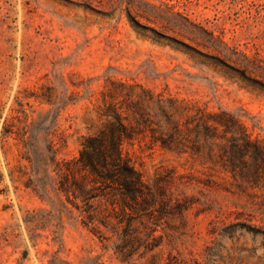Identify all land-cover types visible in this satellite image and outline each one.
Listing matches in <instances>:
<instances>
[{"label":"rangeland","instance_id":"374dc122","mask_svg":"<svg viewBox=\"0 0 264 264\" xmlns=\"http://www.w3.org/2000/svg\"><path fill=\"white\" fill-rule=\"evenodd\" d=\"M118 79L229 109L264 138V0H0V264L152 261L140 252L121 260L77 211L60 212L26 187L24 148L2 136L18 109L37 117L55 107L27 97L52 86L68 99L57 116L58 155L77 156L83 136L100 123L102 92ZM125 150L148 180L165 166L209 176L147 138ZM211 172L215 186L174 187L191 203L159 228L157 264H264L263 191ZM34 210L50 217L35 234L25 222Z\"/></svg>","mask_w":264,"mask_h":264},{"label":"trees","instance_id":"16d2710c","mask_svg":"<svg viewBox=\"0 0 264 264\" xmlns=\"http://www.w3.org/2000/svg\"><path fill=\"white\" fill-rule=\"evenodd\" d=\"M43 89L27 97L55 107L37 117L21 108L3 124V138L14 136L24 148L30 168L24 185L60 212L77 211L81 224L123 261L140 252L141 257L151 253L150 264H157L154 251L163 237L159 228L182 218L191 203L175 192L177 185L196 181L215 186L211 171H216L230 175L243 189L264 193V138L229 109H210L140 83L110 80L102 92L96 130L83 136L77 156L60 158L56 122L68 99L52 86ZM140 138L192 158L208 168L209 176L165 166L146 179L125 150L126 143ZM42 212H28L25 218L33 234L50 218Z\"/></svg>","mask_w":264,"mask_h":264}]
</instances>
